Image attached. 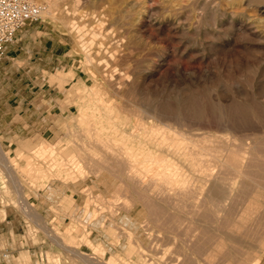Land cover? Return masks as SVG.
<instances>
[{"label":"rangeland","instance_id":"obj_1","mask_svg":"<svg viewBox=\"0 0 264 264\" xmlns=\"http://www.w3.org/2000/svg\"><path fill=\"white\" fill-rule=\"evenodd\" d=\"M75 2L62 0V11L69 15L67 21L71 18L84 24L86 52L105 70L108 61L112 63L109 50L116 47L125 58L122 67L129 68L130 86L127 83L121 91L124 98L111 97L110 104L116 108L112 113L106 105V97L113 94L111 83L107 77V81L101 78L97 86L100 96H94L91 83L95 81L86 75L84 53L64 26L39 18L19 31L4 59L10 66L0 72V148L20 180L21 193L12 184L8 168L0 163V220H4L3 214L22 213L36 202L45 208L52 203L48 211L52 216L43 230L57 245L47 253L40 252L35 262L27 250H18L14 263L92 264L96 258L94 262L103 264H258L264 255V161L247 168L253 178L233 176L226 195L208 198L207 208L201 209L197 220L193 214L184 215L164 204L153 210L150 198H143L139 189L138 193L128 188L113 172L95 175L87 171L88 175L80 176L71 163L75 156L82 159L87 153H106L96 143L90 147L93 150H87L89 140L84 141V132L97 127L80 124L81 108L86 106L107 115L106 129L120 128L118 135H108L115 150L127 140L147 146L146 131H134L138 125L146 128L150 123L137 110L146 111L149 101L168 114L166 122L173 126L180 108L182 118L201 127L196 135L213 133L223 140L234 137L238 145L248 144L249 152L261 147L264 0H80L85 15L69 14ZM225 113L241 134L219 126ZM126 124L135 133L132 139L122 136ZM70 128L79 134L70 135ZM242 134L246 136L241 138ZM165 153L156 156L165 162ZM144 154L136 152L134 157L143 162ZM100 157L92 156L97 158L92 160L96 168ZM175 169L179 167L165 162L162 172L170 174ZM60 171L68 175L61 176ZM190 172L187 166L180 167V185L185 181L182 174ZM190 223L194 236L188 231L192 230ZM28 224L30 235L35 234L32 221ZM86 239L94 246L89 247ZM9 245L8 232L0 230V264L11 261L3 257V248Z\"/></svg>","mask_w":264,"mask_h":264},{"label":"bare ground","instance_id":"obj_2","mask_svg":"<svg viewBox=\"0 0 264 264\" xmlns=\"http://www.w3.org/2000/svg\"><path fill=\"white\" fill-rule=\"evenodd\" d=\"M32 1H34V0H32ZM38 1L41 4L45 5L39 18H41L43 20L55 21V22L60 23L62 26L65 27L66 31H68V33L74 35V37L76 38V41H78L77 47L79 48L80 52L84 53L83 54L84 65H85L84 69L87 73L86 75L88 77H91L95 81L91 84L94 88L93 90L96 91V93L94 95V96H96V98L100 96L98 91H97L98 90L97 86H99L98 81L100 82L101 78L103 79V81H104L105 77L108 78V82L111 83L108 86H109L110 90L113 91V94H111L112 96L106 97L108 99L106 102V105L111 110L112 113L113 112L116 113V111L113 110L116 108H114L110 104L111 97H113V98L117 97V99L118 98H121V99L124 98L123 96H121L122 95L121 91L123 90V88L125 86H127V83L130 86L129 82L131 81V75H130V72H128L129 68L128 69L123 68L124 66L122 67V65H121L125 61L124 55L120 56L119 55L120 51L116 47L115 48L112 47V49L109 50L110 51V59L112 60V63H110L111 61L109 60L108 65H107V69L102 70L99 67L100 63L95 61L94 56H91L92 55V54H90L91 52L90 53L86 52V45H85L83 38H82V30H83L84 24L80 25L78 22L74 21L75 19H71V18L69 20L70 22L67 21V16H69V15L65 16L64 14H66V13H64V11H62V6H63L61 4L62 0H38ZM80 9H81L80 0H76V2L74 4V8L71 11L72 13H69V14L73 15V14L80 12L81 14L83 13L82 15H85L84 14L85 10H80ZM258 11H259V9H258ZM214 23H215V20H214ZM258 36H259V34H258ZM251 37H252V35H251ZM214 39H215V37H214ZM99 78H100V80H99ZM105 81H107V79H105ZM108 95H109V93H108ZM131 97H134V96L132 95ZM131 97H130V99H131ZM136 99H138V98H136ZM100 106H102V105H100ZM131 106H132V104H131ZM147 107H148V109H146V111H142V109H140V108H138L137 110H138V112L140 111L141 112L140 114L144 115L145 120H147L150 123H148V124L145 123L146 128H145V125H140V126L138 125L136 130L134 131L135 133L140 132V131H143V132L146 131L147 146L140 147V146L134 144L133 142H131V140H127L126 143H124V145L122 147L118 148V150H115L112 146H110V143H108V141H110V139L108 138L109 137L108 135L110 133H113L114 135H118L120 132V128H117V126H111L110 129H106L103 126V124H105L106 123L105 121L107 120L106 119L107 115L105 113H102V111L99 112L96 109H93L91 106H86V107L81 108L82 117L80 119L81 120L80 124L84 125V122H87L89 126L97 127L94 130H92L90 128L91 130L84 132V138H86V139L85 140L83 139V140L84 141H86V140L91 141V142L88 141L85 143V144H87V150H89V152H90V150L92 149L90 147H93V145H95V143H96L101 149L103 148V150L106 153H103L102 151H101V153L100 152L98 153V151H97L96 155H95V153L93 155L91 153H87L84 156V158H82V159H79L78 157L75 156L72 159L73 163H71L73 165V169L75 171H77L80 176H82V175L85 176V174H87L88 172L93 173L95 175H100V174H102V171H104V170H108L110 172H113L115 174V176H117L121 182L127 184L128 188H130L134 191H137V192L140 190L142 192L141 196L143 198H144V196L150 198V200H151L150 206L153 207V210L157 207V205L164 204V205H167L169 207L174 208L175 211H178L179 213H183L184 215L193 214L196 217L195 220H197V217L203 213L201 209L207 208L206 204H207L208 198H210V197L213 198L212 195H214V194L215 195H217V194L226 195L227 194L226 185L228 183H233V176L237 177V178H242V179L244 177L245 178L250 177V174L248 173L247 168L258 165L260 162L264 161V155H263L264 154V146H263L264 142L260 143V144H262L263 147L260 145L261 147L253 149V152H249L247 150L249 145L245 144L244 142H242V144L238 145V142H236L237 139H235L234 137L231 139L223 140L221 138H218L213 133H206L204 135L194 134V132L201 131V127H200V129L196 128L195 125H193L192 123L185 120V118H182V114H184V113H182L180 108H179V114H178L179 117L175 122L176 125L173 126L172 124H169L166 122V121H168V114L166 112L162 111V109H160L156 105L152 106L150 101L147 103ZM123 109L124 108H122V112H123ZM124 112H125V110H124ZM138 112H136V113H138ZM222 116L219 119L218 123H219V126L224 128V131L226 130L227 132H230L231 134L232 133L233 134H241L239 132V127L235 126L234 119H232V117L229 114L225 113ZM136 117L142 118V116L139 117L137 114H136ZM116 119H117V117H116ZM124 129L125 130L122 132V136L125 139L127 137L132 139L135 135V133L132 132V127L129 126L128 124H126ZM144 133H140V135H143ZM172 133L175 134L177 137L175 136V138L169 139L170 138L169 134L171 135ZM69 134L75 137L79 133L76 130H74L73 128H70ZM243 136H246V135L242 134L241 138ZM248 136H252V134L248 135ZM124 138H122V139H124ZM258 142H259V140H258ZM85 144H84V147H85ZM52 147H53V145H52ZM54 149L55 148H52V150H54ZM144 150L147 151L146 154H144V152H143ZM163 150H165L167 152V153H165V155H167L168 160L165 162H168V164L170 166L176 165L179 167V169H175L170 174L162 172V169L164 168V165H165V162H164L165 158L156 156L157 153H159L160 151L163 152ZM117 152L123 153V156H122V154L117 155L118 154ZM136 152L143 153L145 158L148 159L147 160L148 162H146V159L143 162L136 160V158L134 157V154ZM110 155H113V156L107 157ZM92 156H95V157L101 156L100 158H98L100 160V164H99L98 168H96L98 165L93 164V161H92L93 159H97V158H92ZM4 158H5L4 154L0 148V161H1L0 163H2V166H4V169H5V167H6V169L8 168L7 172L10 174V179L12 180V184L15 185V188H17L18 193H21V191L19 189L20 188V186H19L20 180H18V177H17L14 169L11 168L8 163L5 162ZM47 161H50V160H47ZM61 165L63 166L62 163H60V166ZM184 166L185 167L187 166L189 168V170H191V172L189 174H186V173L182 174V176L185 177V181L183 183H181V185H180V182L178 181L179 177L181 175L180 174V167H184ZM68 167H70V166H68ZM68 167H66V168H68ZM142 168H145V171H142ZM60 173H61V176L64 174H65V176L68 175V172L65 173V172L60 171ZM250 178H253V177H250ZM131 186H132V188H131ZM124 188H126V186ZM118 189H119V187H118ZM120 190H121V187H120L119 191ZM123 190H126V189H122L121 191H123ZM127 192H128V189H127ZM252 194H254V193H252ZM117 195L118 194H116V198L118 197ZM142 197H140V198H142ZM120 198H123V196ZM115 200H117V199H115ZM20 201L22 202L21 204H23V205L26 204V202H24V200L23 201L20 200ZM150 206H148V207L151 208ZM130 208H131V206H130ZM251 208H252V206H251ZM229 210H231V209H229ZM3 215L6 217L5 214H3ZM206 215H208V214H205V216L204 215L203 216L206 218ZM218 215H220V214H218ZM210 216L211 215L209 214V217ZM169 217L167 218L168 220H166V221L170 220ZM39 218H41V217H39ZM192 218H194V217H192ZM233 218H235V217H233ZM238 218H239V216H238ZM158 220H159V218H158ZM160 220H162V219H160ZM214 221H215V219H214ZM152 222H154V221H152ZM155 222H157V220ZM162 225H166V223L165 224L163 223ZM220 225H221V223H220ZM190 226L192 227V224ZM208 227H209V225H208ZM159 228H160V226H159ZM176 229H177V227H176ZM191 229L192 230H188V231H191V233H192V231H194L193 230L194 227H192ZM188 231H186L185 233L187 234ZM197 232H199V231H197ZM185 233H184V236L186 235ZM189 234H190V232H189ZM194 235L192 233V236H194ZM177 236H178V234H177ZM160 237H162V236H160ZM188 237H190V236H188ZM157 239L155 238V240H157ZM180 240H181V237H180ZM189 240L190 239H188V241ZM91 241L92 240H90V239H86V244L89 247L94 246ZM160 241H161V239L159 240V242ZM191 241L192 240H190V242ZM159 242H158V244L161 245ZM156 243H154V244H156ZM158 244H156V246ZM157 249H159V248H157ZM220 249H222V248H220ZM69 252H70V250H69ZM74 253H77V252L75 251ZM81 256L82 255H80L79 257L81 258ZM181 256H179V257H181ZM204 258L206 259L207 257H204ZM82 259L85 260L86 258H82ZM115 259L116 258L112 257L111 260L115 261ZM94 260H91L90 262L92 264L102 263V262H100V263L94 262ZM86 262L88 263L89 260H85V263ZM110 262H112V261H110ZM177 262H179V261H177ZM181 262H182V259H181ZM208 263H210V261ZM153 264H155V263L153 262ZM175 264H177V263H175Z\"/></svg>","mask_w":264,"mask_h":264},{"label":"crops","instance_id":"obj_3","mask_svg":"<svg viewBox=\"0 0 264 264\" xmlns=\"http://www.w3.org/2000/svg\"><path fill=\"white\" fill-rule=\"evenodd\" d=\"M8 66H10L9 61H0V72L4 69H8ZM7 102L10 103V100ZM51 205L52 203H49L45 208L42 204L36 202L35 205L27 206L24 212H14L15 214L8 212L4 220H0V230L8 232L10 243L9 246L3 248L5 249L3 251L4 259L6 261L11 260L6 264H15L13 261L14 255L21 249H25L29 252L33 262L36 261L40 252L44 251L47 253L49 250L55 249L54 245L57 244H55L54 240L43 230L44 226L47 225V221L52 216V213H48V211H51ZM29 220H31L34 227H36L35 234L32 235H30L28 228ZM23 242L26 243L24 244ZM64 249L66 250V248ZM258 264H264V255L261 257Z\"/></svg>","mask_w":264,"mask_h":264},{"label":"built area","instance_id":"obj_4","mask_svg":"<svg viewBox=\"0 0 264 264\" xmlns=\"http://www.w3.org/2000/svg\"><path fill=\"white\" fill-rule=\"evenodd\" d=\"M44 6L32 0H0V61L7 57L19 31L39 19Z\"/></svg>","mask_w":264,"mask_h":264}]
</instances>
